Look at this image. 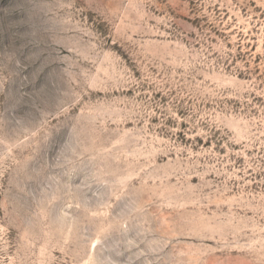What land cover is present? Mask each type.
<instances>
[{
	"label": "rangeland",
	"instance_id": "rangeland-1",
	"mask_svg": "<svg viewBox=\"0 0 264 264\" xmlns=\"http://www.w3.org/2000/svg\"><path fill=\"white\" fill-rule=\"evenodd\" d=\"M0 264H264V0H0Z\"/></svg>",
	"mask_w": 264,
	"mask_h": 264
}]
</instances>
